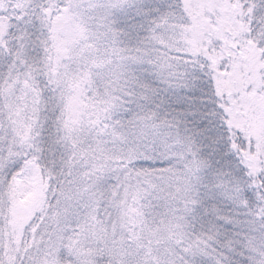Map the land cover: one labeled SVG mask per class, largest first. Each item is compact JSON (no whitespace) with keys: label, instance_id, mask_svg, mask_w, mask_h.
<instances>
[{"label":"snow or ice","instance_id":"obj_1","mask_svg":"<svg viewBox=\"0 0 264 264\" xmlns=\"http://www.w3.org/2000/svg\"><path fill=\"white\" fill-rule=\"evenodd\" d=\"M0 264H264V0H0Z\"/></svg>","mask_w":264,"mask_h":264}]
</instances>
